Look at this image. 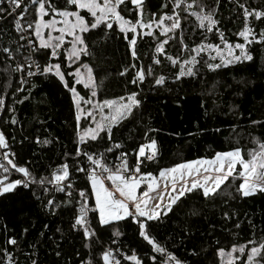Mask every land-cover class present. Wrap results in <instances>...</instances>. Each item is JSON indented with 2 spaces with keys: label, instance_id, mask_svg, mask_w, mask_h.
Listing matches in <instances>:
<instances>
[{
  "label": "trees",
  "instance_id": "16d2710c",
  "mask_svg": "<svg viewBox=\"0 0 264 264\" xmlns=\"http://www.w3.org/2000/svg\"><path fill=\"white\" fill-rule=\"evenodd\" d=\"M241 4L249 12L264 11V0H180L178 7L177 0H143V21L151 22L146 32L136 36L121 32L114 21L111 29L104 25L90 29L83 33L87 54L81 53L79 62H70L64 47L55 58L45 56L50 50H39L44 66L51 60L61 64L68 87L57 76L48 74L21 84L10 55L18 56L19 36L12 18L0 11V133L7 144L2 153L8 152V158L26 167L36 180L30 181L28 187L20 185L0 194V264H103L102 253L109 246L114 248L112 255L120 264H135L126 258L132 255L141 264H220L218 249L228 251L240 244L250 248L248 241H264V193L242 196L237 191L240 178H229L207 197L201 189L185 193L168 212L147 221L149 235L163 252L154 251L139 236L138 225L131 218L98 226L87 178L93 170L100 172L89 155L115 169L123 153L128 165L134 167L140 146L152 140L156 141L155 156L152 160L139 157L141 173L157 174L180 160L211 158L217 152L236 148H241L247 159L255 142L264 143V41L257 42L264 31V17H248L255 39L250 36L252 43H245L238 35L245 26ZM25 8L33 25L31 0H27ZM120 10L126 19H137L131 0H126ZM193 12L211 13L217 21L213 31L201 27ZM161 16L172 19H165L161 25L157 23ZM177 17L179 27L162 34V27H170ZM133 36L136 42L130 46ZM224 42L245 44L252 59L223 66L220 57L205 48L193 51L200 45L223 46ZM161 43L163 51L157 52ZM5 48L9 52H4ZM193 57L196 63L184 67H192L194 74L179 76L181 64ZM85 63L95 77L93 89L77 83L74 71ZM209 63L222 66L210 70ZM141 69L143 81L137 78ZM160 77L163 82L157 84ZM72 87L79 96L98 102L127 98L135 92L139 105L110 127V133L105 128L96 140L81 141L89 123L85 117L76 120L77 107L69 91ZM63 165H67L68 177L61 184L63 191H59L56 184L48 181L54 172L62 171ZM3 176L0 168V177ZM42 177L46 179L40 184ZM23 178L22 173H17L11 180ZM81 191L85 192L83 198ZM49 200L52 205H48ZM82 203L89 209L87 218L96 232L88 239L82 228L72 227ZM117 231L120 235H113ZM9 239L16 243H7ZM172 256L176 259H170ZM246 258V254L241 255L236 264Z\"/></svg>",
  "mask_w": 264,
  "mask_h": 264
},
{
  "label": "snow or ice",
  "instance_id": "6c2138e0",
  "mask_svg": "<svg viewBox=\"0 0 264 264\" xmlns=\"http://www.w3.org/2000/svg\"><path fill=\"white\" fill-rule=\"evenodd\" d=\"M196 0H193L195 3ZM9 3L14 6L13 11L21 7L20 0H9ZM31 3L35 7V27L34 35L36 41H38L39 50H50L45 52V56H51L53 58L60 55L59 51L65 44V37H71L69 41L71 48L68 50L67 58L69 60L78 59L81 53L87 54L83 33L89 32L90 29H97L101 25L111 29L113 27L112 21L119 25L121 32H132L136 33L137 29L150 28L151 22L145 23L143 21V0H131V3L137 9V19L133 22L126 19L121 14V6L125 5L126 0H31ZM180 4V0H177V7ZM38 5V7H37ZM192 5H188L191 8ZM244 9L245 26L242 31L238 33L245 43H252L249 39L252 36L255 39V35L252 29L248 26V17L255 16L256 19L264 17V11H253L249 12L243 4L240 5ZM74 9V10H73ZM27 9L25 8V11ZM81 10L84 14H81ZM187 10V9H185ZM4 11V9H0ZM21 16L23 13L20 14ZM175 15V12H174ZM192 15H196L200 21L201 27H207L209 32L213 31L217 21L213 19L211 13L207 15L198 14L193 12ZM45 17H51L45 19ZM86 17H90L88 19ZM165 19H172L171 16H161L157 23L163 25ZM205 22L206 25H205ZM17 29L20 28L19 22L16 24ZM29 28L33 25L29 24ZM179 27V18L171 24L170 27H162V34H167L169 31ZM219 31L218 29H216ZM58 35H53V33ZM151 34L150 32L148 33ZM23 39V37H21ZM127 38V37H126ZM220 38L223 41V33H220ZM264 41V31H261L259 41ZM136 37L133 36L129 41L130 46H134ZM29 45H33V41H28ZM163 43H167L164 41ZM163 43L157 45V52L163 51ZM225 43V48L228 50V55L231 57L229 60H224L221 55V61L223 66H227L234 61L251 60L252 56L246 51L245 44L237 43L234 46ZM79 46V47H78ZM215 49L218 53L221 52L220 48L216 45H200L197 49H193L194 52L203 51L204 48ZM235 49H239V54H234ZM4 52H9V49L5 48ZM132 56L135 59L136 53L132 52ZM168 59L172 60L171 57ZM215 59V57H213ZM155 63H159V60H155ZM175 64L176 61L172 60ZM196 63L193 57L190 60H186L181 64V71L179 76L192 75L193 68L184 65H191ZM222 64H211L207 67L210 70H215L222 66ZM37 65V69H39ZM134 67V65H133ZM21 66L17 65V70H20ZM44 73L54 72V74L64 83L65 87H68V83L64 79V74L61 72V64H49L45 63L43 68ZM88 82L82 79H77V83H84L85 88L90 87L91 69L88 70ZM151 74V69H149ZM29 75H33L29 72ZM77 77L80 76L79 70L76 73ZM179 76L177 78H179ZM137 78L140 81L144 79V71L141 69L137 72ZM133 83L136 82V78L133 79ZM163 82V77L156 80L157 84ZM72 93V98L77 107L76 120L79 121L83 113L81 109L82 103H91L89 100H85L84 97L79 96L74 87L69 88ZM92 95L96 93L93 91ZM136 93L133 92L127 96L126 100L121 97L120 100L123 103L117 104L112 100H105L102 103L96 104L94 107L99 109L101 112V120L96 121L95 128L86 129L84 134L80 137L83 141L84 136H90L92 140H96L99 133L105 130L107 125L104 123L105 120L109 122H116L118 119L123 118L125 112H130L133 106H138L139 101L136 99ZM3 100H0V104ZM109 109V115L104 116L103 109ZM123 110V111H122ZM88 116L93 117L92 111L87 112ZM15 123V120H13ZM110 133V128H109ZM109 135V139H110ZM7 144L3 133H0V148H6ZM119 147V145H116ZM145 148L153 150L152 155L145 154ZM156 141L152 140L148 145H141L139 148V155L137 157V163L134 167H130L127 163L126 154H121V163L115 168H109L106 165L101 164L100 160L93 159L92 156H88V159L93 165H96L100 169V174H97L95 170L88 173V180L91 183V195L95 198V209L93 211L98 213V226L110 225L111 221H118L125 218H131L138 225L139 236L142 237L149 245H152L154 251L163 252L164 249L156 244L155 240L149 235L147 231V221H153L158 218L161 209H171V205L175 204L180 197L184 196L185 193L192 192L196 189H201L205 197L215 193L220 186L228 180L229 177H233L234 174L241 179V183L237 191L242 196L254 195L257 192L264 193V143H260L258 149H253L248 153L246 159L241 152V149L236 148L231 151L217 152L211 159H198L188 162H183L174 165L171 168H163L159 170V176H154L153 173H141L139 157H144L146 160H152L155 155ZM111 151V149H109ZM3 158L8 161L11 168L17 173L23 174V179L10 180L8 175H4L0 178V194L8 193L16 189L18 186L23 185L24 187L29 186V182H36L35 178L31 176V173L26 167L17 166L13 160L9 159V153L5 152L2 154ZM239 166V168H237ZM60 173H53L52 179L49 183L57 185L59 191H63L61 182L67 179L68 171L67 165H63ZM0 168L3 169L4 173H9V168L0 164ZM84 171V169H78ZM170 178V182H169ZM46 178H40L39 183L43 184ZM159 180L164 181L163 189H160ZM107 182V183H106ZM144 189H141V185H145ZM71 187V185H68ZM47 189H45L46 191ZM155 193V195H153ZM82 198L85 197V192L81 191L79 194ZM165 195H167V203L165 204ZM48 205H52L53 201L49 200ZM89 209L86 207V203H82L79 209V215L75 217V223L72 225L73 228L80 227L83 229V236L85 239L95 236L96 232L91 228L87 218ZM113 235L119 236L120 233L117 231ZM115 242V241H113ZM9 244H15V239H9ZM248 244L252 245L247 248V245H233L230 250L226 251L221 248L218 249V255L220 257V264H236L237 260H240V255L246 254V260L242 261V264H264V241L257 243L255 240L248 241ZM87 246V245H86ZM239 253L240 255H234ZM59 255V253H57ZM127 259L135 261V264H141V261L137 259L136 255L126 257ZM170 259L175 260L174 256ZM103 264H120V261L116 260L110 250H105L102 253ZM35 264V261L32 262ZM176 264H180L179 261Z\"/></svg>",
  "mask_w": 264,
  "mask_h": 264
},
{
  "label": "built area",
  "instance_id": "2783aa9c",
  "mask_svg": "<svg viewBox=\"0 0 264 264\" xmlns=\"http://www.w3.org/2000/svg\"><path fill=\"white\" fill-rule=\"evenodd\" d=\"M20 2L21 7L16 9L15 11H13L14 6L9 3V0H0V6L2 7L1 9H4V11L1 12L6 14L7 17L12 18L13 26L19 36L20 42L18 56L14 53H11L10 55L13 59L14 66L18 73L20 82L22 85H25L30 78L39 75H46L48 73L43 72L44 65L40 62V58L38 57V51L36 50L38 48V42L36 41V37L34 35V29L33 27H28V25L31 23L29 22L27 18V12L24 9L27 0H20ZM21 13H23L22 16L20 15ZM17 22H19L20 25L19 29H17L16 27ZM21 37H23V39ZM29 40H32L34 42L33 45H29ZM17 65L21 66L20 70H17ZM37 65L40 66L39 69H37ZM29 72H32L33 75H29ZM2 154V148H0V157L2 158V164L5 167H8L10 170L7 174L4 172L3 173L4 175H8L9 179L11 180L17 174V172H15V170L11 168V166L8 164V161L3 158ZM152 154L153 153H149L148 155ZM120 163L121 161L119 162V164ZM97 174H100V172H97ZM113 249L114 248L112 246H109L107 248V250H110L112 253Z\"/></svg>",
  "mask_w": 264,
  "mask_h": 264
},
{
  "label": "rangeland",
  "instance_id": "374dc122",
  "mask_svg": "<svg viewBox=\"0 0 264 264\" xmlns=\"http://www.w3.org/2000/svg\"><path fill=\"white\" fill-rule=\"evenodd\" d=\"M37 7H38V5H37ZM74 10V9H73ZM82 11V10H81ZM33 14V16L35 17V19H36V16H35V7H34V10L30 13V15H32ZM203 14V13H202ZM203 15H205V14H203ZM51 17H45V19H50ZM34 22H35V20H34ZM179 25H180V21H179ZM34 27H35V24L33 23V29H34ZM146 29L147 28H143V29H140V28H138L137 29V32L135 33V36L138 34V32H146ZM53 35H58V33H53ZM82 36H83V34H82ZM72 38L71 37H68V36H66L65 37V44L62 46V48L64 47V49H65V56L67 57V53H68V50L71 48V44L69 43V41L71 40ZM38 42V41H37ZM229 44V43H228ZM206 45H209V44H205V46ZM212 45H214V44H212ZM229 45H231V44H229ZM216 46H218V45H216ZM232 46H234V45H232ZM79 47V46H78ZM219 48H220V50H221V52H217L215 49H209V48H207V47H205V50L206 51H208L209 53L210 52H212L214 55H217L218 57H220V59H221V55H223V58H224V60H229V59H231V57L228 55V50H227V48H225V43L223 44V46H218ZM61 48V49H62ZM60 49V50H61ZM60 50H58V51H60ZM234 54H236V55H238L239 54V49H235V51H234ZM80 56H81V54L79 55V58L78 59H73V60H69L68 58V60L70 61V62H79V60H80ZM49 64H56V63H54V62H52V60L49 62ZM89 69H91V67L88 65V64H80L78 67H77V69L74 71V73H75V76H76V79H82V80H84L85 82H88V76H89V72H88V70ZM77 70H79V72H80V76L79 77H77V75H76V73H77ZM48 75H53V76H56L55 74H54V72H50V73H48ZM91 77H92V80H91V82H90V87L89 88H91V89H93L94 88V86H95V77H94V74H93V71H92V69H91ZM82 84H84V83H82ZM93 92V91H92ZM85 100H89V101H91V103H83V107L85 108V110H84V108L83 107H81V109H83L84 111H83V113H82V115H81V117H85L87 120H88V122L87 123H89V125H87L84 129H83V131H82V135L84 134V132H85V130L86 129H89V128H95L96 127V121H100L101 120V112L99 111V109H97V108H95L94 106L96 105V104H98V103H102L101 101H97L96 99L94 100V99H87V98H84ZM112 101H115L117 104H120V103H123L124 101H121L120 100V98H116V99H111ZM125 100H126V98H125ZM88 111H92L93 112V114H94V117H95V120H93V117H91V116H88L87 115V112ZM123 111V110H122ZM103 114H104V116H108L109 115V109L108 108H104L103 109ZM129 114V112H125L124 113V115H123V117H125V116H127ZM119 120V119H118ZM118 121H116V122H114V123H112V122H109V121H107V120H105L104 121V123L107 125V127H105V128H110V127H112L113 125H115V123H117ZM86 138H90V136H84V139H86ZM256 143V145H255V147L254 148H252L251 150H253V149H258V147H259V144L260 143H258V142H255ZM150 144V143H149ZM239 149H241V148H239ZM250 150V151H251ZM152 153L153 152V150L152 149H149V148H145V154L147 155V153ZM241 152H242V155L244 156V154H243V151H242V149H241ZM214 157V156H213ZM213 157H211V158H213ZM245 157V156H244ZM211 158H204V159H211ZM198 159H201V158H198ZM198 159H194V160H198ZM188 161H193V160H187V161H184V160H180V161H177L176 163H172L171 165H168V166H165V167H163V168H171V167H173L174 165H176V164H179V163H183V162H188ZM163 168H161V169H163ZM237 168H239V166H237ZM153 175L154 176H159V172L157 173V174H154L153 173ZM233 177H236V178H238L237 176H235V174H234V176ZM229 178H231V177H229ZM228 178V179H229ZM169 182H170V178H169ZM226 182V181H225ZM159 186H160V189H163V186H164V181L163 180H159ZM146 187V184L145 185H141V189H144ZM153 195H155V193H153ZM94 200H95V198H94ZM164 203L166 204L167 203V195H165V201H164ZM171 207H172V205H171ZM169 210H166V209H164V208H162L161 209V212H160V214L158 215V217L161 215V213H163V212H168ZM111 222H113V221H111ZM234 255H240L239 253H235ZM241 256V255H240ZM238 261V260H237Z\"/></svg>",
  "mask_w": 264,
  "mask_h": 264
}]
</instances>
